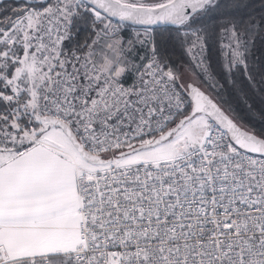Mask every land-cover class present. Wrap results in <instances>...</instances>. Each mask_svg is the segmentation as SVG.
Segmentation results:
<instances>
[{
    "label": "snow or ice",
    "instance_id": "snow-or-ice-1",
    "mask_svg": "<svg viewBox=\"0 0 264 264\" xmlns=\"http://www.w3.org/2000/svg\"><path fill=\"white\" fill-rule=\"evenodd\" d=\"M0 264H264V0H0Z\"/></svg>",
    "mask_w": 264,
    "mask_h": 264
}]
</instances>
